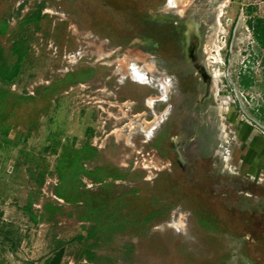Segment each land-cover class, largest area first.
I'll return each instance as SVG.
<instances>
[{
  "label": "rangeland",
  "instance_id": "rangeland-1",
  "mask_svg": "<svg viewBox=\"0 0 264 264\" xmlns=\"http://www.w3.org/2000/svg\"><path fill=\"white\" fill-rule=\"evenodd\" d=\"M4 24L0 264H264L259 0H0Z\"/></svg>",
  "mask_w": 264,
  "mask_h": 264
},
{
  "label": "bare ground",
  "instance_id": "bare-ground-1",
  "mask_svg": "<svg viewBox=\"0 0 264 264\" xmlns=\"http://www.w3.org/2000/svg\"><path fill=\"white\" fill-rule=\"evenodd\" d=\"M224 5L222 4V7H223ZM221 7V8H222ZM222 13H223V10L221 9L220 10V12H219V14H218V26H219V28H220V31H222V28H221V20H220V17H221V15H222ZM211 49L213 50V51H215V52H220V47L217 45V44H212V46H211ZM206 51H208V55L210 56V52H209V50L208 49H205ZM211 59H213V58H207L206 60H208L207 62H209ZM211 64V63H210ZM212 65H213V62H212ZM214 76H216V74H214Z\"/></svg>",
  "mask_w": 264,
  "mask_h": 264
},
{
  "label": "trees",
  "instance_id": "trees-1",
  "mask_svg": "<svg viewBox=\"0 0 264 264\" xmlns=\"http://www.w3.org/2000/svg\"><path fill=\"white\" fill-rule=\"evenodd\" d=\"M6 30V27H5V24L3 26L0 27V32L1 33H4Z\"/></svg>",
  "mask_w": 264,
  "mask_h": 264
},
{
  "label": "built area",
  "instance_id": "built-area-1",
  "mask_svg": "<svg viewBox=\"0 0 264 264\" xmlns=\"http://www.w3.org/2000/svg\"><path fill=\"white\" fill-rule=\"evenodd\" d=\"M259 2H261L262 5H264V0H259Z\"/></svg>",
  "mask_w": 264,
  "mask_h": 264
},
{
  "label": "flooded vegetation",
  "instance_id": "flooded-vegetation-1",
  "mask_svg": "<svg viewBox=\"0 0 264 264\" xmlns=\"http://www.w3.org/2000/svg\"><path fill=\"white\" fill-rule=\"evenodd\" d=\"M216 14H217V12H216Z\"/></svg>",
  "mask_w": 264,
  "mask_h": 264
}]
</instances>
